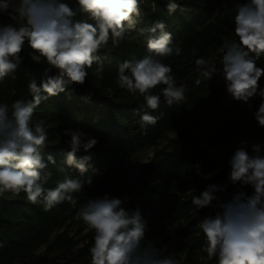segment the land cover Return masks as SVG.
<instances>
[{"label": "clouds", "instance_id": "1", "mask_svg": "<svg viewBox=\"0 0 264 264\" xmlns=\"http://www.w3.org/2000/svg\"><path fill=\"white\" fill-rule=\"evenodd\" d=\"M169 15L177 9L186 11L176 0H167ZM0 14H6L14 24H0V83L6 78L16 80L23 64L21 56L25 43L35 64H46L43 75L37 78L31 71L28 80L30 100L16 99L10 105L0 102V196L10 193L17 197L24 193L26 200L42 205L45 212L67 202L77 208L75 194L91 185L92 179L65 175L54 188L42 182L52 175L49 164L57 165L53 156L45 157L48 145L45 120L34 122L36 109L43 100L64 93L73 85H83L88 69L99 64L97 78L103 71L101 51L109 41L118 46L126 33L134 30L141 18L140 0H0ZM84 15L85 19H78ZM15 25V26H14ZM143 34V29L140 30ZM147 54L141 59L132 56L118 65L116 83L131 95L143 97L148 109L140 117V126L155 125L163 113L154 115L161 107V97L168 108L179 105L186 97V87L177 85L172 67L163 58L180 56L182 47L175 44L163 21L148 29ZM234 35L237 39L224 42L220 60L227 92L240 102L248 103L261 97L255 112L259 126L264 127V88L259 81L264 68L256 61L264 56V0H247L236 6ZM196 50L191 54L195 56ZM199 86L210 80L218 69L209 66L204 58L195 60ZM56 69L58 75H50ZM163 85L160 94L153 90ZM15 95V91L12 92ZM89 99L90 96L84 97ZM251 107V105H249ZM70 151L66 164L78 169L80 176L88 171L92 157L77 159L76 153L92 149L98 140L80 130H65ZM242 145L245 142H241ZM264 146L253 143L250 155L244 146L238 148L231 160L228 182L241 187L250 186L251 194L237 192L230 201L222 202L217 192L224 186L210 184L191 199L196 210L212 207L216 201L219 211L199 220L198 228L204 236L201 249L217 264H264ZM59 172H66L57 165ZM214 174V173H213ZM208 177H206L207 179ZM125 198L88 199L79 206L75 218L93 233L89 248L90 264H179L173 256H163L151 240H146L147 221L139 209L124 207Z\"/></svg>", "mask_w": 264, "mask_h": 264}, {"label": "trees", "instance_id": "2", "mask_svg": "<svg viewBox=\"0 0 264 264\" xmlns=\"http://www.w3.org/2000/svg\"><path fill=\"white\" fill-rule=\"evenodd\" d=\"M67 2L75 4V0ZM176 2L187 10L182 12L177 9L169 15L167 0H140L141 18L135 29L126 33L118 46H113L109 41L107 48L101 51V78L98 79L96 75L100 65L94 64L87 70L88 78L83 85L73 84L64 93L43 100L38 106L33 120L44 119L48 131V145L43 149V154L45 157L53 156L56 164L66 169L65 173L59 172L57 165L49 164L48 170L52 175L44 179L42 174L44 186L54 188L65 175L80 179L91 177L92 183L90 186L85 184L84 189L75 194L78 199L76 209L65 202L45 212L42 205L28 202L24 193L17 197L10 193L0 196V264L16 259L25 260L30 251L48 243L54 229L74 217L80 205L117 189L120 166H114V163L132 157L165 132L176 134L171 139V152L161 161L143 164L139 190L125 202L124 207L140 210L148 224L146 239L162 238L157 246L161 255L173 256L179 264H217L215 259L208 262L200 260L204 253L201 251L204 236L195 225L204 209L196 210L191 199L208 185H218L214 179L217 176H229V161L238 148L244 146L253 155V143L264 146V127L259 126L254 115L261 97L254 96L248 103L234 100L227 92L225 80L219 79L218 72L210 80L201 78L202 83L197 86L195 60L202 57L209 62V66L216 65L213 61L222 58L224 42L237 39L234 35L236 6L247 0ZM85 18L84 15L78 17ZM157 21L165 23L173 42L182 47L180 56L163 58V62L172 67L177 85L186 87V98L179 105L168 108L161 97V107L153 114L163 115L155 125L141 127L140 117L148 111L144 107L145 101L139 94L133 96L121 89L116 83V76L118 65L124 60L132 56L141 59L147 54V40L152 35L148 29ZM0 24L14 22L6 14H0ZM141 29L144 30L143 34ZM192 49L196 50L195 56L191 54ZM30 51L26 42L21 53L23 64L16 73V80L6 78L0 83V102L10 105L16 99H32L24 73L31 71L39 78L47 65L35 64L28 55ZM256 64L264 68V56ZM49 74L58 75V72L52 69ZM259 84L264 88V76ZM163 87L155 88L153 94H160ZM13 90L15 95L12 94ZM88 96L89 99L84 98ZM65 130H80L98 140L88 152L81 149L76 153L77 159L84 155L92 157L88 171L82 177L78 169L66 164V154L71 150L67 141L71 137L65 135ZM204 132L207 133V143L201 144ZM190 162L211 164L210 170L221 169L214 172L213 178L204 179L196 174L187 179L185 169ZM151 180L158 181L152 183ZM173 183L178 184L181 194L170 192ZM192 189V192H188ZM247 194H251V191ZM217 211L218 208L211 210L208 216H214ZM183 223L185 226H182ZM66 234H58L53 242L61 239L66 242ZM88 237L90 243L85 252L89 254L93 233H89ZM30 264L71 263L58 256L41 255Z\"/></svg>", "mask_w": 264, "mask_h": 264}, {"label": "rangeland", "instance_id": "3", "mask_svg": "<svg viewBox=\"0 0 264 264\" xmlns=\"http://www.w3.org/2000/svg\"><path fill=\"white\" fill-rule=\"evenodd\" d=\"M221 59L215 58L213 61L216 63L218 73H219V79L221 81L224 80V77L222 75V72L219 71L222 69V64L220 63ZM176 136L175 132H165L160 138H158L155 142L151 144H147L143 146L137 153H135L132 157L126 159V160H119L114 163V166L119 165L120 166V173H119V182L118 187L113 192L107 194L110 197H117V198H125L127 197V200H130V198L133 196L134 192L136 190H139V183L140 178L142 177L141 167L143 164L151 162V161H161L164 158L167 157L169 151L171 152L172 148L170 147L171 139H173ZM202 142L201 144L207 143V133L204 132L201 135ZM119 163V164H117ZM211 164H205L203 162H190L185 171H186V178L190 179L193 178L196 174L200 177L206 179L213 178V173L215 171H219L221 167L210 170ZM218 177V178H217ZM215 179V182L219 186H224L226 190L217 192L216 195L219 197L220 201L222 202H228L232 199V197L239 191H244L246 194L250 190L252 192V189L250 186H244L241 187L239 184L232 185L228 182V176L219 175ZM207 178V179H208ZM158 180H151L152 183L157 182ZM249 188V190H247ZM192 190L188 192H192ZM204 190H199L198 194H200ZM171 193L175 195H179L182 193L180 189H178V184L173 183L172 188L170 190ZM216 201L213 202L212 207H205L204 213L201 215V219L208 216V213L211 210H214L216 207ZM199 222V220H198ZM198 222L196 223L195 227L198 231L200 229L198 228ZM182 226H185V223L182 224ZM67 232V239L66 242L64 240H59L57 243H54L53 241L56 239L57 235ZM92 233L91 231L86 230V226L83 224L82 221L77 220L74 217L68 218L65 223L54 229L52 235H50V240L48 243L42 245L41 247L34 249L30 251L29 255L25 258V260L22 259H16L10 263L7 264H30L33 263V261L41 255H46L48 257L52 256H58L59 259L64 261H69L71 264H75L76 262L78 264H83L84 262H90V255L85 252V248H87V245L90 243V238L88 237V234ZM146 240L153 241L156 246H158L159 243L162 242V238L157 237H149ZM200 260L203 262H208L210 259H208L207 254L203 253L202 256H200Z\"/></svg>", "mask_w": 264, "mask_h": 264}]
</instances>
